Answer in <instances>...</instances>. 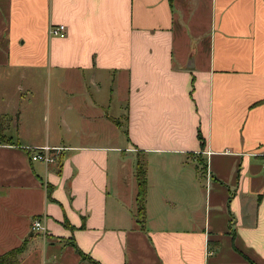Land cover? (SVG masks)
Returning a JSON list of instances; mask_svg holds the SVG:
<instances>
[{
  "label": "crops",
  "instance_id": "1",
  "mask_svg": "<svg viewBox=\"0 0 264 264\" xmlns=\"http://www.w3.org/2000/svg\"><path fill=\"white\" fill-rule=\"evenodd\" d=\"M1 117L0 256L26 240L15 264H91L72 241L97 264H264V0H0ZM45 146L60 158L32 161Z\"/></svg>",
  "mask_w": 264,
  "mask_h": 264
},
{
  "label": "trees",
  "instance_id": "2",
  "mask_svg": "<svg viewBox=\"0 0 264 264\" xmlns=\"http://www.w3.org/2000/svg\"><path fill=\"white\" fill-rule=\"evenodd\" d=\"M8 121L5 118H0V143L10 144L11 141L5 135V128ZM200 139V137H199ZM202 165V164H201ZM203 167H200V171L203 172ZM135 179L137 184V194H136V210L134 218L139 225V229L145 230V197L147 192V180H146V162L139 156L136 157L135 163ZM68 243L75 249L83 261H88L91 264H97L91 260V258L84 253H82L72 241ZM26 246V240L17 247L7 253L0 256V264H15V258L23 252Z\"/></svg>",
  "mask_w": 264,
  "mask_h": 264
},
{
  "label": "rangeland",
  "instance_id": "3",
  "mask_svg": "<svg viewBox=\"0 0 264 264\" xmlns=\"http://www.w3.org/2000/svg\"><path fill=\"white\" fill-rule=\"evenodd\" d=\"M46 76H44V81H46ZM49 80L52 84V87L50 89V93L47 95L46 90H42L43 94L39 92V97L38 93L36 91L35 93V104L40 100L39 106H38V113L40 114L38 117L37 123L42 129V134L43 136L46 134V131H48V128L50 129L57 124V89H55L54 85V76L51 73ZM37 107V105H36ZM116 107V105H115ZM114 108V107H113ZM124 119L122 120V124H124ZM52 131V129H51Z\"/></svg>",
  "mask_w": 264,
  "mask_h": 264
},
{
  "label": "built area",
  "instance_id": "4",
  "mask_svg": "<svg viewBox=\"0 0 264 264\" xmlns=\"http://www.w3.org/2000/svg\"><path fill=\"white\" fill-rule=\"evenodd\" d=\"M66 33V28L63 25L51 26L49 29V34L52 37H64ZM61 148L52 147H41L32 149L31 160L44 163L45 165H50L55 163L61 155ZM30 230L33 233H45L46 229L42 223L41 219H34L30 225Z\"/></svg>",
  "mask_w": 264,
  "mask_h": 264
}]
</instances>
